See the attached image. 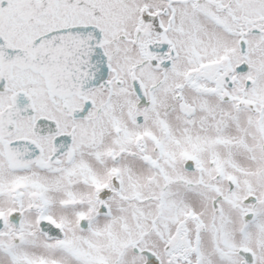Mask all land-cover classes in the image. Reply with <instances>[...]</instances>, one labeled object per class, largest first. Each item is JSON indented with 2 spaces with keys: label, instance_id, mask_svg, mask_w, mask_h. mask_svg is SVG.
<instances>
[{
  "label": "snow or ice",
  "instance_id": "6c2138e0",
  "mask_svg": "<svg viewBox=\"0 0 264 264\" xmlns=\"http://www.w3.org/2000/svg\"><path fill=\"white\" fill-rule=\"evenodd\" d=\"M0 264H264V0H0Z\"/></svg>",
  "mask_w": 264,
  "mask_h": 264
}]
</instances>
